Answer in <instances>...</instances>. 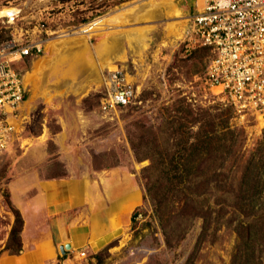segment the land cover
<instances>
[{
	"label": "rangeland",
	"instance_id": "374dc122",
	"mask_svg": "<svg viewBox=\"0 0 264 264\" xmlns=\"http://www.w3.org/2000/svg\"><path fill=\"white\" fill-rule=\"evenodd\" d=\"M143 1L0 0V10L14 8L10 15L0 14V40H43L41 52L16 62L26 97L13 121L14 135L0 150V243L13 222L7 202L13 204V194L28 192L25 188L37 177L84 172L94 178L104 167L121 166L132 173L140 194L121 234L94 252L83 249L59 255L53 264H231L236 254L240 255L233 264H264V233L255 239L251 236L253 249L245 250L234 230L238 219L251 220L253 215L264 227V120L249 111L236 112L221 93H216V87L208 88L204 83L208 51L182 41L192 0H171L178 9L176 15L161 7L157 13L134 18L132 7ZM125 9L130 11L125 14ZM99 18L103 28L92 33L79 31L82 24ZM179 25L182 28L177 35ZM133 30L135 35L129 36ZM68 33L73 35L64 36L70 39L86 35V42L81 37L78 44L70 43L54 59L44 61L32 87L25 83L23 74L34 61L53 57L59 50H51L48 42L59 44ZM106 58L125 73L132 99L126 105L102 110L100 102L115 70L103 64ZM177 105L191 111L186 119L198 114L200 122L207 116L216 122L225 118L232 129L221 166L227 173V186L235 187L246 157L253 152L262 187L250 196L253 208L243 205L244 210L233 209L231 190L224 193L223 206L214 199L219 191H212L208 217L203 221L201 216L187 214L167 244L150 200L142 197L139 171L148 159H136L128 136L143 125L163 129L170 114L181 112L175 109ZM198 122L190 125L191 130ZM202 222L206 227L201 234ZM174 224L171 220L165 228Z\"/></svg>",
	"mask_w": 264,
	"mask_h": 264
},
{
	"label": "trees",
	"instance_id": "16d2710c",
	"mask_svg": "<svg viewBox=\"0 0 264 264\" xmlns=\"http://www.w3.org/2000/svg\"><path fill=\"white\" fill-rule=\"evenodd\" d=\"M198 47L208 51L205 45ZM175 109L181 112L170 114L163 129L157 127L153 130L143 125L136 134L128 136L136 159H148L139 171L142 178V197L150 200L167 244L171 232L187 214L201 216L203 221L208 217V199L212 191H219L214 199L223 206L226 203L224 193L231 190L233 197L230 204L233 209L244 210L246 205L253 208L250 196L257 194L262 187L255 170L256 157L253 152L246 157L235 187L227 186V173L221 166L224 155L229 151L226 139L232 129L228 128L225 118L216 122L207 116L200 122L199 114L186 119L185 115L191 113L188 108L177 105ZM196 120L199 121L197 127L191 130L190 125ZM7 203L13 214V222L4 248L10 252H18L21 216L11 202ZM134 215L133 211L132 219ZM254 216L245 221L240 218L234 225L238 244L243 245L245 250L252 248L251 236L255 239L264 233L263 223ZM171 220L175 221L174 227L165 228ZM205 227L206 223L202 222L201 234ZM239 255H234L235 262Z\"/></svg>",
	"mask_w": 264,
	"mask_h": 264
},
{
	"label": "built area",
	"instance_id": "2783aa9c",
	"mask_svg": "<svg viewBox=\"0 0 264 264\" xmlns=\"http://www.w3.org/2000/svg\"><path fill=\"white\" fill-rule=\"evenodd\" d=\"M182 41L205 45L203 81L216 87L236 112L264 117V0H192ZM42 39L0 40V150L14 135L16 112L26 86L16 62L42 50ZM100 102L102 110L128 104L132 87L120 69ZM12 118V121H11ZM83 254V251H80Z\"/></svg>",
	"mask_w": 264,
	"mask_h": 264
},
{
	"label": "crops",
	"instance_id": "0c3cea01",
	"mask_svg": "<svg viewBox=\"0 0 264 264\" xmlns=\"http://www.w3.org/2000/svg\"><path fill=\"white\" fill-rule=\"evenodd\" d=\"M95 172L36 178L24 191L12 195L21 216L20 248L0 243V264H53L59 255L86 250L94 252L118 238L138 203L130 171L121 166ZM69 243L60 252L59 245Z\"/></svg>",
	"mask_w": 264,
	"mask_h": 264
},
{
	"label": "bare ground",
	"instance_id": "6f19581e",
	"mask_svg": "<svg viewBox=\"0 0 264 264\" xmlns=\"http://www.w3.org/2000/svg\"><path fill=\"white\" fill-rule=\"evenodd\" d=\"M161 7H163L164 11H166V12H168L170 14H173V15L178 14V9H177L175 4L171 0H146V1L141 2L140 4L139 3L135 4L132 7V11H133L134 18H137V17H139L140 14L141 15H144V14L147 15L148 12L151 13L152 11L157 13L158 9L161 8ZM11 11H14V8H4V9L0 10V14L8 13L10 15L9 12H11ZM128 11H130V9H128V10L125 9V10H123V13L127 14ZM82 25H84V26H83V28H80V26H79V28H78L79 31L82 30L85 33L90 31L92 33L93 31H96V30H98L100 28H103L104 23H103L102 19L99 18V20H96V22L89 21L88 23H86V25L85 24H82ZM181 28H182L181 25H179L178 27L175 28V31H176L177 35L180 34ZM129 32L130 33L127 32L128 35L129 36H133V34L135 33V30L129 31ZM138 32H140V31H138ZM64 35L70 36V35H73V34L72 33L71 34L68 33V34H63V36ZM66 36H64L63 40L59 44H52L54 42V40H53V42H52V40L48 42L47 45L50 46L51 50H56V48H59V50H57L55 52V56H53V57H50V58H39L36 61H34L33 64H32V68L30 70H28V71H25L24 74H23V79H24L25 83L29 82L31 84V87H32L33 84H35L33 79L36 76L37 72L44 66V61H47V60H50V59H54L57 56V54L62 51V49L67 47L72 42L77 43L80 40L79 38H81V37L84 38L86 35L85 36L84 35H82V36L81 35L80 36L79 35L73 36L72 39H70L71 37L67 38ZM134 37H138V35L134 36ZM73 39H76V40H73ZM131 39H132V37H131ZM84 41L86 42V39ZM113 56H116V55H113ZM121 56L122 55L119 54V57H121ZM44 57H46V56H44ZM111 58H106L104 63H103L104 65H106L108 67L109 70L116 69V66L114 64H112V62H111L112 61ZM115 59H117V58H115ZM259 119H263L264 120V118H262L261 116H259ZM11 121H12V118H11Z\"/></svg>",
	"mask_w": 264,
	"mask_h": 264
},
{
	"label": "water",
	"instance_id": "95a60500",
	"mask_svg": "<svg viewBox=\"0 0 264 264\" xmlns=\"http://www.w3.org/2000/svg\"><path fill=\"white\" fill-rule=\"evenodd\" d=\"M69 248V243L68 242H64L63 244L59 245V250L60 252H63L65 249Z\"/></svg>",
	"mask_w": 264,
	"mask_h": 264
}]
</instances>
